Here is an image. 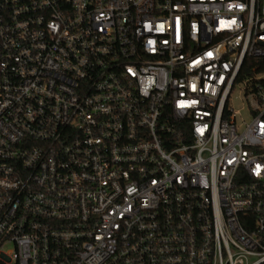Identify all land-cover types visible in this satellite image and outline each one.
Masks as SVG:
<instances>
[{
    "label": "built area",
    "instance_id": "built-area-1",
    "mask_svg": "<svg viewBox=\"0 0 264 264\" xmlns=\"http://www.w3.org/2000/svg\"><path fill=\"white\" fill-rule=\"evenodd\" d=\"M0 264H264V0H0Z\"/></svg>",
    "mask_w": 264,
    "mask_h": 264
},
{
    "label": "rangeland",
    "instance_id": "rangeland-1",
    "mask_svg": "<svg viewBox=\"0 0 264 264\" xmlns=\"http://www.w3.org/2000/svg\"><path fill=\"white\" fill-rule=\"evenodd\" d=\"M235 95H238V93L236 92ZM233 106H234L235 109H241L242 106H243V103H242L241 100H239L238 98H236V100L233 101Z\"/></svg>",
    "mask_w": 264,
    "mask_h": 264
}]
</instances>
